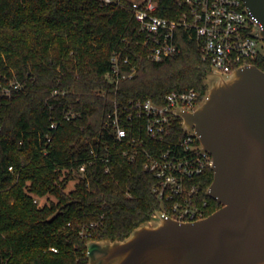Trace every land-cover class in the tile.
I'll return each instance as SVG.
<instances>
[{
	"label": "trees",
	"instance_id": "1",
	"mask_svg": "<svg viewBox=\"0 0 264 264\" xmlns=\"http://www.w3.org/2000/svg\"><path fill=\"white\" fill-rule=\"evenodd\" d=\"M119 1L0 0V264H88L89 241L123 240L157 210L172 214L144 163L184 138L182 119L160 141L135 120L131 144H115L106 121L131 100L163 106L191 89L201 99L212 66L182 27L181 52L151 60L130 0ZM178 7L161 0L158 14L176 19ZM115 53L129 58L122 74L134 70L118 84L107 79ZM254 63L264 71V55ZM93 149L110 161L90 163ZM213 179L210 168L194 181L206 217L221 207L208 195Z\"/></svg>",
	"mask_w": 264,
	"mask_h": 264
},
{
	"label": "water",
	"instance_id": "2",
	"mask_svg": "<svg viewBox=\"0 0 264 264\" xmlns=\"http://www.w3.org/2000/svg\"><path fill=\"white\" fill-rule=\"evenodd\" d=\"M262 25L264 0H243ZM195 110L179 109L183 129L213 156L211 215L182 222L157 210L123 240L88 242V264H264V71L210 72Z\"/></svg>",
	"mask_w": 264,
	"mask_h": 264
},
{
	"label": "built area",
	"instance_id": "3",
	"mask_svg": "<svg viewBox=\"0 0 264 264\" xmlns=\"http://www.w3.org/2000/svg\"><path fill=\"white\" fill-rule=\"evenodd\" d=\"M176 1L179 6L178 18L168 19L158 14L161 0H130V8L139 24L151 60L160 62L181 52L175 34L180 27L198 43L203 60L212 66L211 72L231 74L238 68L255 64L264 55V40L260 36L262 25L243 0ZM127 63L128 57L121 60V54L115 53L112 57L113 68L107 79L118 84L132 77L134 70L129 75L121 73L122 65ZM15 88L19 89L20 85L16 84ZM199 101V94L194 89L169 94L163 106L151 99L131 100L109 115L106 126L112 131L115 144H131L135 141L128 126L135 120L146 121V132L151 139L166 140L174 129L177 111L195 110ZM74 116V113H68L65 119L70 120ZM57 126L56 123L52 124L54 128ZM184 132V138L165 151L157 155L148 154L144 170L157 179L154 191L161 201L169 205L172 214L163 212L182 222H194L205 218L208 208V201L200 200L201 188L194 181L212 169L213 156L202 148L195 133ZM91 153L93 160L90 163L96 159L107 163L110 161V155H99L95 149ZM124 154L131 161L136 160V155H129L128 150H124ZM86 167V164L82 165L79 173L85 174ZM107 171H110V167H107Z\"/></svg>",
	"mask_w": 264,
	"mask_h": 264
},
{
	"label": "rangeland",
	"instance_id": "4",
	"mask_svg": "<svg viewBox=\"0 0 264 264\" xmlns=\"http://www.w3.org/2000/svg\"><path fill=\"white\" fill-rule=\"evenodd\" d=\"M75 175H76V174H75ZM76 181H77V177L75 176V177L73 178V180H71V182H70V184H69V187H68L69 190L72 189V188L74 187V184L76 183Z\"/></svg>",
	"mask_w": 264,
	"mask_h": 264
}]
</instances>
